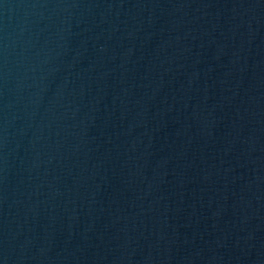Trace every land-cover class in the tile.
I'll return each mask as SVG.
<instances>
[{
	"label": "water",
	"instance_id": "water-1",
	"mask_svg": "<svg viewBox=\"0 0 264 264\" xmlns=\"http://www.w3.org/2000/svg\"><path fill=\"white\" fill-rule=\"evenodd\" d=\"M0 264H264V0H0Z\"/></svg>",
	"mask_w": 264,
	"mask_h": 264
}]
</instances>
